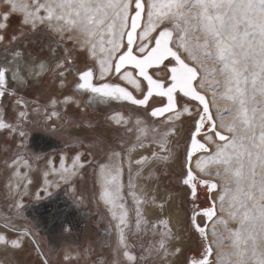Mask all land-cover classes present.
Segmentation results:
<instances>
[{
  "label": "snow or ice",
  "instance_id": "1",
  "mask_svg": "<svg viewBox=\"0 0 264 264\" xmlns=\"http://www.w3.org/2000/svg\"><path fill=\"white\" fill-rule=\"evenodd\" d=\"M17 12L23 13L18 24L13 20ZM41 30L62 38L67 34V40L75 41L94 57L91 65L77 70L78 90L92 93L101 102L126 101L146 112L151 109L148 115L163 118L165 130L152 140L159 154L153 151L151 157L142 156L135 161L137 165L179 158L175 150L180 147L177 138H181L185 120L189 122L182 137L183 184L194 200L200 185L213 194L212 205L203 210V217H216L228 235L219 234L213 226L212 236L220 238L209 240L202 252L188 258L178 247L169 251L174 236L168 222L161 220L165 228L150 254L154 251L160 264H166L170 256L177 257L179 264H264V0H0V46L5 52L18 57L17 49ZM67 63V57L55 63L62 84L65 72L61 69ZM48 71L52 69L44 62L11 67L5 58L0 64V97L10 92L16 95V89L10 88L12 82L22 85L27 76L38 77ZM114 76L126 81L138 95L110 82ZM205 89L213 90L211 100ZM217 95L231 103L228 111L233 118L228 123L221 117V123L216 124L210 112ZM21 104L27 107L18 99L17 106ZM24 108L11 117L0 109V129L13 142L19 138L18 148L27 147L25 141L31 139ZM55 115L52 112L47 120ZM7 119L12 122L6 123ZM109 119L118 125L127 123L119 114ZM141 123L136 121L138 133L146 131L140 128ZM218 129H226L227 134ZM126 131L131 133L133 128ZM137 142L128 151L144 148L141 135H137ZM119 155L112 152L113 157ZM194 157L196 168L207 178H198L193 171ZM80 160L77 154L72 164L64 167L61 179L77 175L83 166ZM216 165L220 167L215 172L208 171ZM100 169L101 196L116 208L122 200V166L101 165ZM221 173L228 174L234 187L228 180L221 185L213 181L214 176L223 180ZM218 189L222 193L218 197L219 216L214 196ZM119 207V213L112 212L118 221L115 227L119 243L124 245L123 250L118 247L117 254L125 257L128 264H140L144 257L133 255L124 243L127 211L122 203ZM200 215L193 211L191 226L208 239L205 227L197 222ZM228 220H236L239 227L230 228ZM136 224L140 225L139 219ZM225 243L229 244V252L222 250ZM0 245L4 251L9 245L19 250L24 241L0 235ZM232 256L235 259H225Z\"/></svg>",
  "mask_w": 264,
  "mask_h": 264
},
{
  "label": "rangeland",
  "instance_id": "2",
  "mask_svg": "<svg viewBox=\"0 0 264 264\" xmlns=\"http://www.w3.org/2000/svg\"><path fill=\"white\" fill-rule=\"evenodd\" d=\"M22 15L21 12L15 13L14 23L18 24ZM66 35L62 38L56 33L41 30L17 49L20 55L15 58L0 46V64L7 58L11 67H26L33 58L37 62L49 60L48 67L52 69L38 77H27L22 85L12 82L10 88L16 89V95L10 92L0 97V109L8 117L18 115L20 108H24L23 104L17 106L18 99L26 102L24 110L31 137L25 141L27 147L18 148L19 138L13 142L12 137L0 129V222L11 229L28 230L49 264H113L114 261L128 264L125 257L117 254L118 247L123 250L124 245L119 243V233L115 227L118 221L112 212L119 213L120 203L127 211L124 243L133 255L144 257L140 264H160L155 252L150 254L149 250L158 246L160 234L165 228L160 224L161 220L168 222L167 227L171 228L174 236L169 251L178 247L188 258L202 252V246L209 240L220 238L219 235L212 236L213 226L219 234L227 236L228 232L216 217L210 220L206 228L208 239L191 226V194L188 186L183 184L184 177L181 175L182 137L189 122L185 120L181 138H177L180 147L175 150L179 158L150 160L145 165L131 161L129 156L133 150L128 149L138 143L137 135H141L144 145H147L143 149L147 153L145 157H151L152 151L159 154L152 140L165 130L163 118H153L148 115L151 109L146 112L142 107L129 103H114L113 107L108 105L111 103L102 105L90 100V93L78 90L77 70L85 64L91 65L94 57L78 47L75 41L67 40ZM64 57H67L68 63L66 68L61 69L65 72L62 84L55 63ZM116 79L118 77L114 76L110 82L118 83ZM204 91L211 100L213 90ZM65 97L71 99L66 101ZM229 107L231 103L217 95L215 104H210L216 124L221 123V117L224 123L232 120ZM52 112L57 115L48 121L47 116ZM115 114L122 116L127 123L118 125L111 121L109 118ZM138 119L142 122L140 128L146 131H136ZM5 122L12 121L7 119ZM129 127L133 128V132L126 131ZM153 129L156 131L153 132ZM218 130L227 134L226 129ZM98 140H103V143H97ZM139 149H136V156L140 153ZM211 150H215L214 145ZM113 151L120 155L113 157ZM77 154L81 157L79 163L83 165L82 168L70 179H61L64 167L70 166ZM194 161L195 157L192 167ZM112 164L122 166L119 177L122 200L116 208H106L101 203L103 183L97 172L101 165ZM217 167L220 166H211L208 171L215 172ZM198 170L193 167L198 178H207ZM221 175L223 180L214 176L213 181L221 185L228 180L229 185L234 187L227 173ZM221 194L219 189L214 193L217 216L221 215L218 199ZM174 202L176 208L173 210L170 206ZM176 211L186 214V221L180 222L175 217ZM137 219L140 220L139 226ZM228 226L232 229L239 227L236 220H228ZM6 227L0 225V235L9 240L20 238L24 245L19 250L9 245L7 251L0 245V264H43L44 260L31 238ZM222 250L229 252V244L225 243ZM173 261L179 264L175 256L168 257L166 264H173Z\"/></svg>",
  "mask_w": 264,
  "mask_h": 264
},
{
  "label": "flooded vegetation",
  "instance_id": "3",
  "mask_svg": "<svg viewBox=\"0 0 264 264\" xmlns=\"http://www.w3.org/2000/svg\"><path fill=\"white\" fill-rule=\"evenodd\" d=\"M41 62H44L47 66L49 65V60H44V61H41ZM40 62H37L35 61L33 58L30 59V62L27 64H31V65H36V64H39ZM15 67V65L13 66ZM130 69V70H129ZM129 71H132L131 67L128 68ZM44 73V72H43ZM41 73V74H43ZM27 77H32V76H27ZM117 82L121 85H124L126 87H128L130 90H132L135 94H137L134 89L132 88V86L128 85L125 81L121 80V79H116ZM89 98L90 100L94 101V102H99L101 103L102 105H105L106 103H111V104H108L110 107H113L114 103H118V104H127L128 102L126 101H116V100H109V99H105L103 102H101L100 99H98L97 97H95L92 93L89 94ZM197 194H198V198H194L190 195L191 197V214H189L190 218H191V215L193 213V211H196V212H199L201 213V215L197 218V222L200 223L202 226L205 227V229L208 227L209 223H210V220L207 219L206 217H203V210L210 207L212 205V201H213V198H212V194L208 193V189L205 188L204 186L200 185L198 186L197 188ZM194 201V202H193ZM103 204V203H102ZM104 206V205H103ZM105 207V206H104ZM185 219H186V214H185ZM186 223V222H185Z\"/></svg>",
  "mask_w": 264,
  "mask_h": 264
},
{
  "label": "bare ground",
  "instance_id": "4",
  "mask_svg": "<svg viewBox=\"0 0 264 264\" xmlns=\"http://www.w3.org/2000/svg\"><path fill=\"white\" fill-rule=\"evenodd\" d=\"M130 70V69H129ZM124 81V80H123ZM126 82V81H125ZM127 83V82H126ZM131 86V85H130ZM137 144V143H136ZM146 145V144H145ZM144 145V147H147V145L145 146ZM153 145V144H152ZM157 148V147H156ZM136 149H139V148H136ZM136 149H133V152H131V154H130V156H129V158H131V161H133V162H135V161H137V160H139L142 156H145L147 153H145V151L143 150L144 148H141V149H139V155H135L136 153V151H138V150H136ZM154 149V148H153ZM135 150V151H134ZM153 152V151H152ZM148 155H150V154H148ZM147 157V156H146ZM132 162V163H133ZM154 162V161H153ZM131 163V164H132ZM178 164V163H177ZM176 164V165H177ZM133 165H135V164H133ZM132 165V166H133ZM181 165V164H180ZM193 167H194V169H197L196 168V164H195V161H194V163H193ZM134 169H135V167H134ZM133 169V170H134ZM199 171V170H198ZM97 175H98V178L100 179V180H102V176H101V169H99L98 170V172H97ZM140 178V177H139ZM101 183V182H100ZM102 192V191H101ZM101 197V203H103L104 205H105V207L106 208H111V205L110 204H107V203H105V201L103 200V198H102V196H100ZM172 202V201H171ZM159 203V202H158ZM157 206V205H156ZM173 210H174V207L176 208V203L174 202L173 203V206H170ZM174 214H175V217L180 221V222H183L184 220L186 221V219H185V214H182V213H179V212H174ZM180 222H178L177 221V223H180Z\"/></svg>",
  "mask_w": 264,
  "mask_h": 264
},
{
  "label": "water",
  "instance_id": "5",
  "mask_svg": "<svg viewBox=\"0 0 264 264\" xmlns=\"http://www.w3.org/2000/svg\"><path fill=\"white\" fill-rule=\"evenodd\" d=\"M0 225L6 227V226H5L3 223H1V222H0ZM6 228H8V227H6ZM8 229L11 230V231H13V232H23V233L27 234V235L31 238L33 244H34L35 247L37 248V250H38L40 256L42 257V259H43V260H47V259L44 257L42 251L40 250V248H39L37 242L35 241V239L33 238V236L31 235V233H30L28 230H22V231H20V230H15V229H11V228H8ZM48 264H49V263H48Z\"/></svg>",
  "mask_w": 264,
  "mask_h": 264
}]
</instances>
